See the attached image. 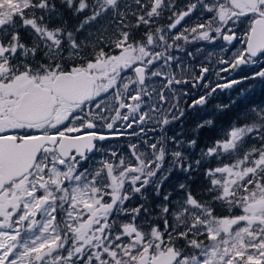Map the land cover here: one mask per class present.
Masks as SVG:
<instances>
[{"label":"snow or ice","instance_id":"6c2138e0","mask_svg":"<svg viewBox=\"0 0 264 264\" xmlns=\"http://www.w3.org/2000/svg\"><path fill=\"white\" fill-rule=\"evenodd\" d=\"M256 89L264 0H0V264H264Z\"/></svg>","mask_w":264,"mask_h":264},{"label":"trees","instance_id":"16d2710c","mask_svg":"<svg viewBox=\"0 0 264 264\" xmlns=\"http://www.w3.org/2000/svg\"><path fill=\"white\" fill-rule=\"evenodd\" d=\"M249 71H251V70H249ZM241 87H244V86H235L234 89L232 90V94L235 95L236 89L237 88H241ZM253 98L258 103H264V91H261L260 89H256ZM220 99H225L226 100L227 99V96L226 95H222L220 97Z\"/></svg>","mask_w":264,"mask_h":264},{"label":"rangeland","instance_id":"374dc122","mask_svg":"<svg viewBox=\"0 0 264 264\" xmlns=\"http://www.w3.org/2000/svg\"><path fill=\"white\" fill-rule=\"evenodd\" d=\"M208 47H209V48H211V46H210V45H209Z\"/></svg>","mask_w":264,"mask_h":264}]
</instances>
